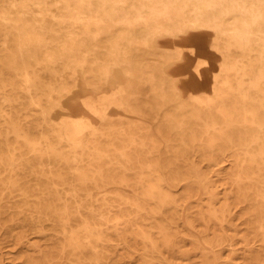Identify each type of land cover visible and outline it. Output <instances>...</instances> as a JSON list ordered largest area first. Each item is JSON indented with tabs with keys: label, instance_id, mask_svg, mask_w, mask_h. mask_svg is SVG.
<instances>
[{
	"label": "bare ground",
	"instance_id": "obj_1",
	"mask_svg": "<svg viewBox=\"0 0 264 264\" xmlns=\"http://www.w3.org/2000/svg\"><path fill=\"white\" fill-rule=\"evenodd\" d=\"M5 2L9 4L10 10L0 14V20L10 22L6 25L11 30L4 37L1 50H9L8 43L13 42L15 54L0 55V68L3 69L0 70V83L4 88L10 86L13 91L26 92L31 99L35 92L39 99L45 98L49 107L55 109L58 106L60 112L57 116L60 117L70 116L73 112L66 110V103L64 105L57 103V90L60 88L64 90L66 83L61 80L62 75L56 64H60L62 71L71 73L72 76H76L79 67L86 68L89 64L101 65V61L125 68L132 63L133 50H148L154 53V50L158 49L156 41L158 42L157 36L160 34L169 35L178 30L180 36L184 37L183 33L188 30L210 32L214 36L213 46L222 58L214 77L217 87L205 86L204 90L207 93L198 95L200 91H195L187 96L186 101L182 93L175 98L181 104L176 111L166 113L163 117L166 131L163 136L170 139L173 132H177L175 125L178 123L179 132L175 138L179 139L180 149L171 148L166 153L174 152V157L188 161V153L196 145L201 146V153L204 155L213 153L222 156L226 152L238 149L244 153L245 163L249 167L244 171L245 166H242L240 173L226 184L232 189L233 202L240 204L250 201L248 205L251 210L255 207L257 198L264 202V0H5ZM149 35L153 39L151 45L147 43ZM175 37L177 36L173 35L170 39L175 40ZM102 39L106 44L99 43ZM88 41L95 42L94 47L97 50L104 49L108 58H101L97 53L88 54L86 51ZM194 42L196 46L200 43L199 40ZM41 61L45 64V71L52 77L49 84H45L37 72L31 70V64L39 65ZM182 66L183 64L179 68H183ZM138 67L140 68L139 65ZM3 71L10 77L5 78L6 73ZM90 71L94 72L93 69ZM97 72L99 77L107 72V68L101 69L98 66ZM165 72L163 70L162 73ZM198 74L200 75V72ZM20 76L23 77L22 84L17 87L13 79ZM149 87L154 100L147 102L145 106L153 107L158 100L167 102L168 95L165 94L163 85L152 81ZM2 101L9 103L11 99L5 96L2 97ZM136 103L135 110L128 105L125 113L131 112L132 115L140 117L144 105L140 100ZM35 104L39 105L40 102ZM110 104L121 106V101L112 95L98 102L84 103L81 113L96 116L95 125L81 119H72L73 121H70L61 132L48 123L46 128L51 137L66 144L72 151L66 157L47 140L40 161L47 158V161L51 162L54 159L56 162L66 164L63 169H74L70 175L79 178L78 185L86 193L91 186L102 192L108 184L114 186L132 184L139 189L137 192L134 191L135 203H132L138 212H142V209L146 211V205L156 200L157 208L152 212L171 211L174 218L179 222L183 221L182 205L171 192L180 180H175L173 174L171 175L172 163L163 167L159 164L160 156L164 153L158 152L155 146L149 152L153 156L152 159L146 162L139 157L130 159L127 153L120 152L126 161H136L141 164L139 168L146 167L151 170L154 176L149 178L147 185L141 182L129 183L124 178L113 181L116 175L107 174L106 169L102 167H93V170L98 171L94 177L95 181L90 183L85 167L71 166L72 163L83 161L78 150L87 148L90 138L99 132L100 125H96L109 119ZM50 112L52 111L43 110L45 118L53 121L48 117ZM155 118L158 119L157 114ZM11 130L14 136L22 140L34 153L43 151V148H40L41 143L34 141L25 128L13 124ZM205 135L207 138L203 140ZM128 136L133 142H137L139 138L137 132ZM167 143L172 145L170 140ZM15 151L16 149H13V152ZM142 152L145 153L144 150ZM7 153L10 154L11 151L8 149ZM0 161L7 163L3 166L4 170L10 169L14 173L8 182H0V189L3 187V190H9V194L4 195V198L0 197V231H4L5 237L14 239L15 244L23 249L30 243L28 234L45 235V230L49 229L55 233L46 236L51 240L47 247L52 255L30 259L27 264H107L105 261L108 260V254H101L102 249L99 248L110 241L102 229L109 220L104 219L103 223L98 224L95 220L105 216L95 213L86 202L72 197L73 201L68 203L61 198V189L57 185L60 184L65 189L75 186L68 180L69 174L56 172V167L50 163L49 166L41 168H36L32 164L14 166L17 161L14 154H11L10 158L0 157ZM120 168L123 167H118L117 170ZM136 168L125 167L126 170ZM161 170H164L169 178L168 182L165 181ZM216 175L220 177L219 174ZM27 177L39 180L44 177L53 178L59 183H35L25 188L21 181ZM198 178L208 189L210 197L214 199L213 203L220 202L219 193L210 190L213 189V186H210L211 178L205 175ZM245 179L256 181L258 186L262 184L259 189L263 190L253 189L252 186L251 190H244L241 184ZM233 187H236V191ZM16 197L19 199L14 200ZM33 197L36 198L35 201H32ZM187 199L191 202L196 201L199 199L198 193L192 195L189 193ZM229 200L230 196L224 199L219 209L212 207L207 210L209 215L223 226L231 212ZM194 208H189L185 215L192 228ZM251 210L247 211L248 215L253 212ZM157 227L160 234L164 229L166 234L170 236L172 234V238L178 236L166 226ZM259 228L264 231V224H260ZM58 233L64 236L70 234L65 238V244L59 242ZM132 233L146 241L151 248L159 249V244L145 231L135 230ZM205 235L210 249L200 244L198 239L196 245L205 261L209 264H218L215 251L229 241L222 232L217 234L215 231L212 240L208 231ZM161 240L165 248H170L171 240L167 236H162ZM4 244H9V241L6 240ZM66 248L74 249L73 262L66 263L59 259V254Z\"/></svg>",
	"mask_w": 264,
	"mask_h": 264
},
{
	"label": "rangeland",
	"instance_id": "obj_2",
	"mask_svg": "<svg viewBox=\"0 0 264 264\" xmlns=\"http://www.w3.org/2000/svg\"><path fill=\"white\" fill-rule=\"evenodd\" d=\"M8 7L9 4L5 0H0V14L10 10ZM9 23L0 20L1 56L15 54L12 47L13 42L8 43L9 50H1L4 45L3 39L11 30L6 25ZM180 23L181 21H179ZM180 34L176 30L169 35L165 33L158 35V42L156 41L158 49H155L154 53L148 50H133L131 53L132 63L125 68L101 61V65L89 64L86 68L79 67L76 76H72L71 73L63 72L60 64H56L57 70L62 75L61 80L66 83L64 90L61 88L57 90V103L60 102L61 105L66 103V110L73 112L70 116H57V113L60 112L58 106L55 109L49 107L45 98L39 99L35 96V92L33 99H31L26 92L13 91L10 86L4 88L0 83V157L10 158L11 154H14L17 157L14 166L32 164L36 168H41L49 166L50 163V165L56 167V172L69 174L68 180L73 182L75 186L71 189H65L64 186L57 185L61 189V198L64 201L67 200L68 203L73 201L72 197H77L86 202L95 213H101L105 216L95 220L98 224L103 223L104 219L109 220L102 226V229L106 238L110 241L99 248L102 249L101 254H108V260L105 261L107 264H209L208 261L203 259V255L196 245V239H198L200 244L210 249L205 239L206 231L209 232L211 240L214 239V232L216 231L217 234L222 232L229 241L215 251L216 258L219 261L218 264H264V231L259 228L260 224H264V202L257 198L256 205L252 210L248 205L250 201L240 204L235 203L231 197L232 189L226 185L235 178V175L240 173L242 166H245L244 171H247L249 166L245 163L244 153L234 149L233 152H226L222 156L213 153L204 155L201 153V146L198 147L197 145L188 153V161H183L181 157H174V152H171L172 154L166 153L171 148L180 149L179 139L178 137L175 138L179 132V125L178 123L175 125L177 132H173L174 135L172 134L170 139H166L163 136V133L166 132L165 124L162 121L163 117L166 113L176 111L181 103L176 101L175 98L181 93L185 95L183 99L186 101L187 96L195 91H200L198 95H202L203 92L207 93L204 90L205 86L217 87L214 77L222 63L221 55L213 46L214 36L210 32L188 30L183 33L184 37ZM173 35L177 36L175 40L170 39ZM147 39L148 45H151V42H153L152 37L149 35ZM197 40L200 43L196 46L194 41ZM99 43L106 44L103 39ZM94 44L95 42H87L86 51L88 54L97 53V55L100 54L101 58L107 59L106 51L104 49L97 50ZM202 45L205 47H200ZM40 63L36 65L30 62L31 70L36 71L45 84H49L52 77L45 71L44 62L41 61ZM181 64H183V68L180 69ZM98 66L101 69L107 68V72L99 77ZM91 69L94 72H91ZM0 70L3 69L0 68ZM163 70L166 72L162 73ZM3 72L6 73L5 78L10 77L6 71ZM13 80L17 87H20L23 77H15ZM152 81L164 86L168 100H166L167 102L158 100L157 106L148 107L145 104L154 100L149 87ZM112 95L118 97L121 106L114 104L108 106L109 119L96 125H100L99 132L90 138L89 146L78 150L81 152L79 157L83 161L72 163L71 166L85 167V171L89 174L90 183L95 181L94 177L98 171L93 170V167H102L106 169L107 174L116 175L117 178L114 177L113 181L124 178L129 183L141 182V184L147 185L149 178L154 176L151 170L146 167L139 168L138 166L141 164L136 161H126L120 152L127 153L130 159L139 157L146 162L152 159L153 156L149 152L155 146L158 152L165 154L160 156L161 162L159 164L163 167L172 163L171 175L173 174L175 180H180L177 187L172 188L171 192L182 205L184 210L183 221L179 222L174 218L171 211L152 212L157 208L156 200L146 205V211L142 209V212H138L132 203H135L134 191L137 192L139 189L137 190L132 184L129 186L108 184L105 186V191L102 192L91 186L86 193L78 185L79 178L70 175L74 172V169H63L66 164L56 162L54 159L51 162H48L47 158L40 161L39 158L45 152L47 140L66 157L72 151L69 146L51 137V133L46 128L48 123L54 125V128L61 130V132L64 131L70 121H73L72 119H81L86 123L95 125L94 119H96V116L90 113L82 114L81 108L84 103L98 102L102 98H109ZM5 96L11 99L9 103L2 101V97ZM139 100L144 105L141 108L142 115L140 117L132 115L131 112H129L130 114L125 113V109L129 107L128 105L135 110L136 102ZM38 101L40 104H35ZM45 109L52 111L48 114V117L53 121L45 118L43 114ZM156 114L158 119L155 118ZM13 124L28 130L34 141L41 143L40 148H43V151L34 153L22 140H18L11 130ZM128 128L134 129V131ZM137 128H140V130L137 131ZM127 132L129 135L137 132L139 135L137 142H133ZM206 138L205 135L203 140ZM168 140L171 141L172 145L167 143ZM8 149L11 151L10 154L7 153ZM13 149H16V151L13 152ZM3 152L4 154L1 155ZM6 165V162L0 161V182H8L14 174L13 170L3 169V166ZM127 166L137 168L126 170L125 167ZM118 167L123 168L117 170ZM161 173L165 181L168 182L169 178L165 175L164 170H161ZM216 174H219L220 177H217ZM119 175L120 178H118ZM200 175L211 178L210 186H213V189L210 190L219 193L220 202L213 203L214 199L210 197L208 189L199 181L198 177ZM21 182L25 188H29L35 183H59L58 180L45 177L40 180L27 177L22 179ZM252 184L257 183L252 179H245V182L241 184V188L249 191L251 186L253 189H259L262 186V184L259 186L258 184L257 186ZM233 189L236 191V187H233ZM1 190H3V187L0 192ZM259 190L262 191L263 189ZM189 193L191 195L198 193L199 199L191 202L187 199ZM7 194H9V190H3L0 197L4 198V195ZM87 195L90 196V199ZM229 196L230 200L228 202H230L231 212L227 223L223 226L216 222L207 210L212 207L219 209L224 199ZM18 199L19 197H16L14 200ZM35 199L33 197L32 201H35ZM249 199H252L251 195ZM191 207H195L192 209L193 228L188 224L185 217ZM250 210L253 212L248 215L247 211ZM159 225L166 226L168 230H172L178 236L172 238V234L171 236L166 234L164 229V231L162 230L163 233L160 234V229L157 227ZM135 230H143L149 234L159 244V249L151 248L146 241L139 238L138 235H134L132 232ZM48 234L55 233L49 229L45 230V235L28 234L30 243L23 249L15 244L14 239L5 237V232L1 230L0 264H27L30 259L52 255L47 247L51 241L46 237L49 236ZM58 235L61 244H65V238L70 236V234L64 236L59 233ZM162 236H167L171 240L170 248H165L162 245ZM6 240L9 241V244H4ZM72 249L66 248V250H63V253L59 254V259L66 263L73 262L74 249ZM89 254H91L90 251Z\"/></svg>",
	"mask_w": 264,
	"mask_h": 264
}]
</instances>
